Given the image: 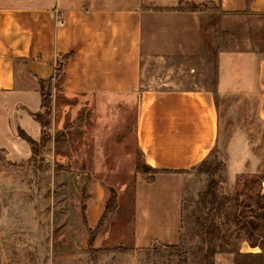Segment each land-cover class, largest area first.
Here are the masks:
<instances>
[{"label": "rangeland", "instance_id": "obj_1", "mask_svg": "<svg viewBox=\"0 0 264 264\" xmlns=\"http://www.w3.org/2000/svg\"><path fill=\"white\" fill-rule=\"evenodd\" d=\"M146 1L144 86L212 88L219 51L247 49L249 40L263 49L259 17H225L216 0ZM59 90L36 153L20 136L0 138V264H264L263 141L256 173L232 176L218 160L210 194L203 172L143 164L130 107L120 113ZM233 114L227 106L230 122ZM181 235L186 246L172 249ZM245 249L257 253L237 254Z\"/></svg>", "mask_w": 264, "mask_h": 264}, {"label": "crops", "instance_id": "obj_2", "mask_svg": "<svg viewBox=\"0 0 264 264\" xmlns=\"http://www.w3.org/2000/svg\"><path fill=\"white\" fill-rule=\"evenodd\" d=\"M147 5L146 0H0V138L20 143L19 129L40 137L34 117L44 112L38 80L46 83L57 61L71 53L56 82L59 92L118 105L120 113L130 107L134 151L143 164L179 173L216 158L232 176L256 173V146L264 142V41L263 49L255 44L261 41L249 40L247 49L219 51L212 88H149L141 81ZM216 5L225 17L264 22V0H216ZM242 102L244 121L235 117ZM231 105L232 122L225 116ZM250 249L239 252L257 253Z\"/></svg>", "mask_w": 264, "mask_h": 264}, {"label": "trees", "instance_id": "obj_3", "mask_svg": "<svg viewBox=\"0 0 264 264\" xmlns=\"http://www.w3.org/2000/svg\"><path fill=\"white\" fill-rule=\"evenodd\" d=\"M72 56L71 53H68L64 55L61 59L57 61V67L55 68V73L53 76L49 78V80L45 83L43 80L39 79V90H40V95H41V104L44 109L43 113H37L34 115L35 119L40 123L42 130L44 131L45 127L47 126V120L45 119L48 114L50 113V105H51V97H52V89L53 87L57 86V81L58 79L62 76V71H63V64L64 62L69 59ZM19 136L26 140L27 143L30 145L31 150L33 153L37 152L38 146L43 140V137L40 138V141H36L32 139L29 135H27L24 131L21 129L18 130ZM220 163L216 158L214 160L210 159H204L195 166L192 167V169H196L199 172H203L210 176L211 178L209 179V184H207V192L210 194H213V186L215 185V179L212 177V175L216 172V166L217 164ZM150 169V168H149ZM152 169V168H151ZM154 170V169H153ZM264 236V234H263ZM246 240V239H243ZM242 240V241H243ZM186 239L184 236H180V245L179 246H173L171 247L172 249H175L179 251L186 246ZM256 245V244H255ZM254 245V246H255ZM237 254H243L240 253L239 251Z\"/></svg>", "mask_w": 264, "mask_h": 264}]
</instances>
